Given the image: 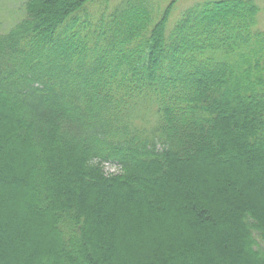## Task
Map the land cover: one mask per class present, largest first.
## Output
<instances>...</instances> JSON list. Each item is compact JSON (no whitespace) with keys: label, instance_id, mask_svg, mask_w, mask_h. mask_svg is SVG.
Masks as SVG:
<instances>
[{"label":"trees","instance_id":"16d2710c","mask_svg":"<svg viewBox=\"0 0 264 264\" xmlns=\"http://www.w3.org/2000/svg\"><path fill=\"white\" fill-rule=\"evenodd\" d=\"M110 1L0 32V264H264L259 6Z\"/></svg>","mask_w":264,"mask_h":264},{"label":"rangeland","instance_id":"374dc122","mask_svg":"<svg viewBox=\"0 0 264 264\" xmlns=\"http://www.w3.org/2000/svg\"><path fill=\"white\" fill-rule=\"evenodd\" d=\"M25 0H0V32H4L9 29L22 14V4ZM120 0H111L109 5L117 3ZM162 4L168 0H160ZM200 0H177L168 20V26L177 19L179 14L189 7L190 5ZM259 6L260 12L257 16V26L259 29L264 30V0H254ZM104 170L106 173H117L119 170L112 164H104Z\"/></svg>","mask_w":264,"mask_h":264}]
</instances>
